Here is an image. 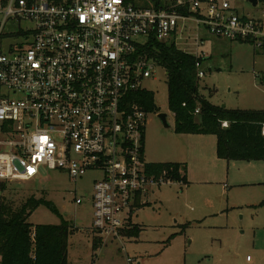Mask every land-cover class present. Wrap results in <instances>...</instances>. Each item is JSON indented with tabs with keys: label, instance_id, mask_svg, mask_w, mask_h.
Listing matches in <instances>:
<instances>
[{
	"label": "built area",
	"instance_id": "1",
	"mask_svg": "<svg viewBox=\"0 0 264 264\" xmlns=\"http://www.w3.org/2000/svg\"><path fill=\"white\" fill-rule=\"evenodd\" d=\"M9 19L15 32L5 31ZM186 28L195 33L181 49L178 35ZM202 29L264 48V12L253 17L228 0H176L166 8L126 0H0V201L2 186L33 180L41 167L73 181L98 173L92 230L101 239L125 236L138 199L172 182L165 172H148L147 112L130 99L162 68L146 48L174 42L204 57ZM197 76H204L200 68ZM83 199L76 196L75 204Z\"/></svg>",
	"mask_w": 264,
	"mask_h": 264
},
{
	"label": "rangeland",
	"instance_id": "2",
	"mask_svg": "<svg viewBox=\"0 0 264 264\" xmlns=\"http://www.w3.org/2000/svg\"><path fill=\"white\" fill-rule=\"evenodd\" d=\"M228 2L253 17L264 12V0L256 6L247 0ZM17 29V22L9 19L5 31ZM181 32L178 46L183 49L195 32L188 28ZM201 34L205 40L199 48L204 55L201 94L228 108L264 107V48L214 37L203 29ZM141 87L153 93L158 107V112L146 115L145 160L184 161L187 182L161 184L141 198L131 215L132 226L140 230L136 236L101 239L92 230L90 199L98 173L73 181L60 171L41 167L33 180L7 183L1 199L12 206L29 197L51 203L54 209L39 204L27 222L59 224L63 218L72 225L67 264H126L127 255L135 264H264V160L219 159L213 134L175 133L164 69L156 66ZM158 113L166 114L168 127ZM76 196L84 198L82 204H75ZM94 238L101 241L95 248Z\"/></svg>",
	"mask_w": 264,
	"mask_h": 264
},
{
	"label": "trees",
	"instance_id": "3",
	"mask_svg": "<svg viewBox=\"0 0 264 264\" xmlns=\"http://www.w3.org/2000/svg\"><path fill=\"white\" fill-rule=\"evenodd\" d=\"M137 7L166 8L176 0H126ZM187 13L185 7L179 8ZM148 55L164 68L167 84V107L174 118L177 134H213L215 152L225 160H264V108L232 109L209 102L200 92L197 72L204 57L179 49L174 42H153L146 48ZM147 113L158 112L153 93L147 90L130 94ZM198 108V113L194 111ZM227 122L223 127L222 122ZM148 172L163 174L186 183V165L180 162H152ZM4 190V186H2ZM54 209L52 204L29 197L18 206L0 201V264H67L66 247L73 233L72 225L61 218L59 224L32 225L27 218L39 204ZM140 204H137V207ZM139 227L123 230L127 237L136 236ZM100 239H92L95 248Z\"/></svg>",
	"mask_w": 264,
	"mask_h": 264
},
{
	"label": "water",
	"instance_id": "4",
	"mask_svg": "<svg viewBox=\"0 0 264 264\" xmlns=\"http://www.w3.org/2000/svg\"><path fill=\"white\" fill-rule=\"evenodd\" d=\"M247 1L250 2L252 6H256L258 0H247ZM222 107H224V105H222ZM157 117L160 119V121L162 122V125L164 127H168V124L166 122V114H164V113H158L157 114Z\"/></svg>",
	"mask_w": 264,
	"mask_h": 264
},
{
	"label": "crops",
	"instance_id": "5",
	"mask_svg": "<svg viewBox=\"0 0 264 264\" xmlns=\"http://www.w3.org/2000/svg\"><path fill=\"white\" fill-rule=\"evenodd\" d=\"M226 108H228L226 105H224ZM229 108H231V107H229ZM262 108H264V107H262ZM232 109H236V108H232ZM251 109V108H250ZM258 109V108H257ZM144 157H145V150H144ZM145 159H146V157H145ZM218 159V158H217ZM148 163H152V162H149V161H147ZM156 162H180V163H183L184 161H177V159H175V161H172V160H170V159H167V160H159V161H156ZM185 163V162H184ZM186 165V164H185ZM153 192H154V190H153ZM138 204H141V199L139 200L138 199Z\"/></svg>",
	"mask_w": 264,
	"mask_h": 264
}]
</instances>
